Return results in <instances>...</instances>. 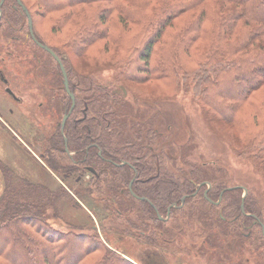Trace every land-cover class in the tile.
<instances>
[{
    "label": "trees",
    "instance_id": "1",
    "mask_svg": "<svg viewBox=\"0 0 264 264\" xmlns=\"http://www.w3.org/2000/svg\"><path fill=\"white\" fill-rule=\"evenodd\" d=\"M21 1L31 14L36 40L18 1L5 0L0 41L5 45L8 39L4 52L9 56L31 54L42 61L47 51L39 42L62 60L76 105L64 134L60 126L56 145L49 143V153L56 152L59 159L51 158L45 163L55 174L63 173L67 182L70 179L72 184L84 186L76 189L70 184L79 193L78 199L83 201L90 194L114 206L120 193L126 194L131 202H137L133 204L138 212L134 223L146 228L149 222L167 225L175 219L173 214L180 211L190 220L198 213L195 209L198 199L217 210L220 223L233 225L237 231L238 227L248 230L257 226L262 232L264 209L259 211L253 203L255 199L245 198L243 212L241 188L226 190L216 185L209 188L200 186L203 179L196 173L174 177L164 166L156 170L147 160L150 150L141 142L139 128L126 122L131 116L127 105L121 103L123 98L90 77L92 88H86L87 76L77 69L73 57L83 65L92 60L100 62L107 43H112L122 51L120 59L115 57L114 62L122 67L123 82L152 83L177 93L184 87V80L207 116L210 113L216 120L232 126L241 138V145L252 147L255 151L252 156L264 173V0H34L37 14L27 0ZM37 15L50 20L48 36L52 35L57 44L39 32ZM113 25L120 29L114 28L113 32ZM100 43L106 44L105 47L94 50ZM47 54L55 62L56 76L63 84L64 97L58 99L67 113L72 100L59 63ZM64 137L71 155L65 151ZM5 169V190L0 198V264H135L111 249L97 231L82 232L81 226L60 218L61 201L73 197L70 188L60 185L53 190L13 173L7 180ZM23 186L30 187V191H21ZM223 191L221 201L216 204ZM184 196L187 198L180 208ZM173 204L177 207H172L166 219ZM193 209L195 212L190 213ZM50 211L54 213L53 220ZM161 216L164 219L160 220ZM203 218H196L191 228L202 230L199 226L204 223ZM186 225L185 222L182 228ZM158 228L159 225L154 226L155 232L139 233V238L157 244L159 236L163 238L165 234L157 233ZM205 233L208 235L203 236L204 250L200 252H205L207 242L210 239L214 242L217 237L209 228Z\"/></svg>",
    "mask_w": 264,
    "mask_h": 264
},
{
    "label": "rangeland",
    "instance_id": "2",
    "mask_svg": "<svg viewBox=\"0 0 264 264\" xmlns=\"http://www.w3.org/2000/svg\"><path fill=\"white\" fill-rule=\"evenodd\" d=\"M27 2L36 12L34 0ZM35 20L39 32L57 44L52 35L48 36L50 20L38 15ZM114 28L116 31L120 29L113 25L112 31ZM0 43L3 44V41ZM7 44L8 39L5 45H0V170L6 168L7 180L13 173L22 178L25 176L29 182L45 184L53 190L60 185L71 189L69 192L73 197L64 198L59 205L60 218L81 226L82 232L97 231L111 245V249L124 254L135 264H264V237L259 227L251 226L248 230L238 227V234L233 225L219 222L215 208L202 204L198 199L195 202L198 213L190 220H187L186 213L180 211L176 212L177 215L173 214L175 219L172 218L167 225L149 222L148 228L138 227L134 223L138 212L133 204L137 202H131L126 194L120 193L114 206L108 200L102 201L100 196L93 198L88 193L90 197H85L83 201L78 199L80 195L74 189H84V186L77 184L78 187L70 179V183L67 182L63 179V173L57 171L56 175L45 163L51 158L59 159V155L49 153L48 148L50 142L56 145L58 129L66 113L58 99L64 94L61 79L56 76V64L48 52L42 61L31 54L27 57L19 53L9 56L4 52ZM105 45L100 43L94 50L103 49ZM106 47L100 62L92 60L83 65L75 57L73 61L77 69L87 76L86 88L90 89L93 85L89 82L90 77L98 84L108 85L115 95L123 98L121 103L127 105L131 116L126 122L139 128L141 142L150 150L147 160L156 170L164 166L174 177L189 176L188 172L196 173L197 177L203 179L204 184L200 186L208 185L209 188L212 185L226 189L244 187L247 189L246 199H255L254 205L262 211L264 173L252 156L255 151L251 146L247 149L246 143L241 145L237 131L216 120L210 113L207 116V111L196 100L193 89L186 87L184 80L181 81L184 87L177 93L152 83L123 82L120 80L122 67L114 62L115 57L120 59L122 51L119 47H113L112 43H107ZM99 50L96 52L99 53ZM6 88H10L18 100L7 93ZM20 188H23L21 191H30V187ZM2 190L3 183H0V197ZM194 212V209L190 211ZM49 214L53 220L54 213L50 211ZM199 216L204 217V223L199 226L202 230L192 229L191 225L196 223ZM211 218L213 221L210 222ZM185 222L187 225L183 229ZM157 225L160 226L157 233L161 235V232H165L163 238L159 236L157 244L152 245L139 238V233L147 232L145 230L155 232L154 226ZM205 225L217 237L214 242L211 239L207 242L205 252H200L204 250L201 244L205 238L203 236L208 235ZM90 227L94 229L89 230ZM6 238L7 235H4L3 239Z\"/></svg>",
    "mask_w": 264,
    "mask_h": 264
},
{
    "label": "water",
    "instance_id": "3",
    "mask_svg": "<svg viewBox=\"0 0 264 264\" xmlns=\"http://www.w3.org/2000/svg\"><path fill=\"white\" fill-rule=\"evenodd\" d=\"M4 1L5 0H1L0 1V18H1V15H2V5H3ZM17 1H18L19 5L22 7V9L24 10L25 14L27 15L28 23H29V31H30V34L33 37V39L36 40L35 35H34V30H33V20H32L31 14H30L28 8L22 3L21 0H17ZM38 44H39L40 47H42L44 50H46L48 53H50L54 57V59L59 63L60 68H61V71H62V74H63V78H64V86H65V89H66L67 93L69 94V96H70V98L72 100L71 107H70L69 111L64 114L63 119H62V122H61V131L64 134V129H65L66 122H67L68 118L70 117V115L72 114V112H73V110L75 108V105H76L75 94L71 91V88H70V85H69V80H68V75H67L66 69H65V67H64V65L62 63V60L55 54V52L50 47H48L47 45H44L42 43H39V42H38ZM6 92L9 93L15 99H17L16 96H15V94L13 93V91L10 88H6ZM64 140H65V151L68 154H71V152L68 149L67 138L64 137ZM89 170L91 172H94V169L93 168H89ZM133 183H134V180H132L130 182V184H129V189H130L131 192L133 191L132 190ZM203 184L204 183H202V185ZM234 188H241L242 190H244L243 202H242V205H241V209L244 212L245 211L244 200H245V198L247 196V189L244 188V187H231V188H227L226 190H233ZM196 193H197V191L195 192V194ZM223 193H224V191L221 193V197H222ZM205 194H207V193H205ZM133 195L136 196V194H133ZM186 198H187V196H184L182 198V200H181V206L185 203ZM142 199L144 200L145 198L142 197ZM219 200L221 201V199H219ZM172 207H177V204H173L172 206H170L168 208V213H167V216L168 217L170 216V212H171ZM262 232H263V235H264V226L263 225H262ZM125 258L128 259V260H130L127 257H125Z\"/></svg>",
    "mask_w": 264,
    "mask_h": 264
},
{
    "label": "crops",
    "instance_id": "4",
    "mask_svg": "<svg viewBox=\"0 0 264 264\" xmlns=\"http://www.w3.org/2000/svg\"><path fill=\"white\" fill-rule=\"evenodd\" d=\"M0 183H3V190L2 191H4L5 190V181H4L3 169L0 170ZM2 194H3V192H2ZM2 194H1V196H2Z\"/></svg>",
    "mask_w": 264,
    "mask_h": 264
},
{
    "label": "flooded vegetation",
    "instance_id": "5",
    "mask_svg": "<svg viewBox=\"0 0 264 264\" xmlns=\"http://www.w3.org/2000/svg\"><path fill=\"white\" fill-rule=\"evenodd\" d=\"M62 132V131H61Z\"/></svg>",
    "mask_w": 264,
    "mask_h": 264
}]
</instances>
